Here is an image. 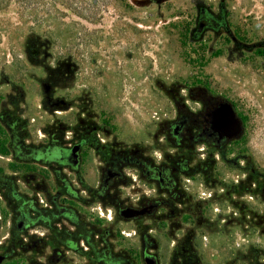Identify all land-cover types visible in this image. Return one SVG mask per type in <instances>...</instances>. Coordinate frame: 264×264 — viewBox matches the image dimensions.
Here are the masks:
<instances>
[{"label": "rangeland", "instance_id": "obj_1", "mask_svg": "<svg viewBox=\"0 0 264 264\" xmlns=\"http://www.w3.org/2000/svg\"><path fill=\"white\" fill-rule=\"evenodd\" d=\"M218 3L0 0V114L8 126L17 122L18 132L32 141L47 130L86 125L96 129L99 140L135 142L159 159L171 150L162 140L175 109L170 91L187 97L180 87L204 82L227 94L245 114L240 146L264 170V0H225L228 25L246 48L211 31L203 39L195 37L198 8L215 10ZM10 142L7 126L0 123L3 171L18 167L10 162ZM92 153L89 149L86 167L91 182L98 159ZM200 191L206 197L210 190L201 186ZM249 205L256 212L261 208L252 200ZM6 206L0 198V241L12 232ZM215 206L207 200V221L196 229L201 264H264V227H224L220 220L226 213H217ZM95 207L90 212L96 216ZM110 217L102 208L101 222L108 226ZM118 229L124 232L116 233L115 244L138 252L135 228L123 222ZM156 239L162 246L160 264H171L174 238L161 230ZM0 253L10 255L3 264L21 262L19 245L1 242ZM29 259L32 264L33 255Z\"/></svg>", "mask_w": 264, "mask_h": 264}, {"label": "flooded vegetation", "instance_id": "obj_2", "mask_svg": "<svg viewBox=\"0 0 264 264\" xmlns=\"http://www.w3.org/2000/svg\"><path fill=\"white\" fill-rule=\"evenodd\" d=\"M196 21L197 39L211 31L217 39L224 35V41L248 47L228 25L225 0L215 10L201 5ZM179 90L187 97L170 91L175 109L162 140L171 150L159 159L135 142L99 140L96 129L86 125L47 130L32 141L0 114L11 139L10 162L18 166L0 170V198L12 217V232L0 243L20 246V264H29L32 255V264H160L161 230L174 238L171 264H201L196 229L207 221V200L217 213H226L220 220L224 227H264V170L240 146L245 114L204 82ZM89 149L98 156L96 183L86 170ZM201 186L210 190L206 197ZM250 200L261 207L258 212ZM91 205L97 206L96 216ZM102 208L110 211L108 226L101 222ZM123 222L139 234L138 252L115 244ZM0 255V264L10 256Z\"/></svg>", "mask_w": 264, "mask_h": 264}, {"label": "water", "instance_id": "obj_3", "mask_svg": "<svg viewBox=\"0 0 264 264\" xmlns=\"http://www.w3.org/2000/svg\"><path fill=\"white\" fill-rule=\"evenodd\" d=\"M239 129V128H238ZM239 131V130H238ZM239 133H240V131H239ZM236 135H238V134H236ZM3 257L4 256H2V255H0V262H1V260L3 259Z\"/></svg>", "mask_w": 264, "mask_h": 264}]
</instances>
